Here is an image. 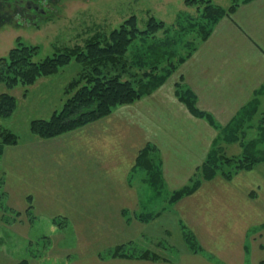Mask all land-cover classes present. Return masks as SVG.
Wrapping results in <instances>:
<instances>
[{"label":"rangeland","instance_id":"rangeland-1","mask_svg":"<svg viewBox=\"0 0 264 264\" xmlns=\"http://www.w3.org/2000/svg\"><path fill=\"white\" fill-rule=\"evenodd\" d=\"M10 1L0 8V56L6 55L20 40L38 46L35 61L53 56L65 47L83 46L90 38L103 39L131 16L135 17L139 31L143 30L149 16H153L162 26L146 34H136L122 55L124 66L119 64L110 69L106 66L111 73L120 71L123 79L137 83L146 80L144 73L154 66L149 62L161 56L164 49L175 55L162 56L156 74L185 56L200 41L201 22H205L204 2L186 0ZM28 1L38 8L26 7ZM211 1L223 7L232 2ZM230 17H234L233 13ZM160 46H163L161 52H156L155 48ZM83 71V63L73 56L56 71L40 75L32 83L17 81L9 87L0 81V95L8 93L15 100L9 114H0V144L3 129L15 135V140L3 144L0 152V264H81L82 261L93 264L96 259L102 264L172 261L183 252H191L183 231L184 225L191 231L193 228L187 217L190 209L205 210L208 215L250 213L255 205L243 201L250 196L264 216V160L257 158L249 169H233L228 180L224 176V171L234 168V163L247 153L257 152L264 158V136L260 135L264 134V125L258 123L264 104L252 121L240 126L244 133L237 134L244 136V140L222 142L220 148L226 157L215 156V164L220 166L209 180L228 181L225 185L228 188L216 190L214 204L200 206L190 197L193 192L173 198V192L185 186L189 178L176 185L173 179H165L163 170L166 176L171 175V171L187 166L186 160L176 153L173 155L170 141L147 138L146 129L166 135L161 125L149 121L158 113L153 110L148 113L144 101L147 94L134 102L115 106L108 115L51 137L31 131L33 119L50 118L63 107L75 90L71 82L78 80ZM175 71H171L156 92L167 85L176 87ZM224 126L212 127L219 134ZM172 127L179 133L181 126ZM226 132L233 133L227 129ZM209 135L213 133L210 131ZM213 140L209 141V150ZM146 143L155 147L151 156L162 171L163 184L158 188L151 187V174L135 165L137 154ZM228 157L235 160L229 163ZM205 158L206 155L198 165ZM220 196L224 202L217 204ZM219 225L220 229H226L228 222ZM224 240L220 235L203 238L205 247L200 245V253L206 258L211 256L212 247L225 246ZM116 247L119 252L134 255L113 257L111 252ZM144 251L157 258L136 257ZM111 258L128 260L109 262Z\"/></svg>","mask_w":264,"mask_h":264},{"label":"crops","instance_id":"crops-1","mask_svg":"<svg viewBox=\"0 0 264 264\" xmlns=\"http://www.w3.org/2000/svg\"><path fill=\"white\" fill-rule=\"evenodd\" d=\"M233 15L232 18H220L209 36L196 44L175 71L176 79L179 80L181 76L184 84L193 91L197 107L211 113L220 125L228 123L249 102L256 103L257 109L264 104V0L242 3ZM174 88L167 85L157 92L153 91L144 101L146 109L149 108L148 113L151 110L158 113L149 118L150 123L161 125L166 132V135H162L158 131L153 133L152 129H146L149 131L147 138L170 141L173 155L176 153L186 160L187 166L171 171V175L166 176L167 172L163 170L165 179L171 178L177 185L190 178L194 167L209 150V141L217 133L206 119L189 112L175 95ZM172 125L181 126L179 133ZM210 131L212 136L209 135ZM133 153L135 157V149ZM227 182L214 179L203 181L190 197L200 206L214 204L216 190L220 187L227 189ZM229 184L234 185L231 182ZM228 193L232 192L228 190ZM249 197L242 200L255 205L250 208V213L208 215L205 210H188L186 206L187 217L193 227L191 229L202 247H205L203 238L207 236L211 238L220 235L225 238V246L212 247L210 250L211 256L207 258L211 260L203 253L187 251L172 261L147 260L144 264H264V216ZM217 199H220L217 204L224 202L221 196ZM218 221L228 222L226 229H220ZM220 230L224 231L223 234H220ZM97 260H93V264H102ZM108 260L121 262L128 259ZM81 264L85 263L82 261Z\"/></svg>","mask_w":264,"mask_h":264},{"label":"trees","instance_id":"trees-1","mask_svg":"<svg viewBox=\"0 0 264 264\" xmlns=\"http://www.w3.org/2000/svg\"><path fill=\"white\" fill-rule=\"evenodd\" d=\"M9 0H0V8L4 7L3 3ZM19 0H11L9 3L18 2ZM192 3L204 2L205 11L203 17L205 22H201L203 30L201 31V39H206L212 31L214 24L222 17L230 15L237 9V7L250 0H232V2L226 6H220L213 3L211 0H186ZM8 4V3H7ZM202 11V12H203ZM162 26L161 22H158L153 16H149L145 28L143 30L138 29L135 17L131 16L118 27L111 31L110 35L105 36L103 39L90 38L84 42L83 46L76 45L75 47H65L62 50L56 52L53 56L45 57L40 61H35L33 57L38 52L37 45L24 44L20 40L17 41V45L11 47L6 55L0 56V81H4L7 86L11 87L21 81L25 84L32 83L38 76L49 74L59 68V66L67 63L73 56L82 62L84 65V71L78 80L71 82L70 86L75 90L72 95L67 98L63 107L52 114L47 119H33L31 122V131L39 134L43 137H51L61 132L69 130L75 126L81 125L88 121L97 119L101 116L108 115L112 112L113 108L117 105L134 102L141 98L143 95H148L155 91L164 81L171 75L173 69L177 67L188 57L193 48L185 55L178 57L176 64L170 63L169 68H162V73L156 74V65L162 56L168 55L173 57L175 53L173 51H162L161 56L152 58L149 64L151 70L144 73L146 80L137 81L129 78L123 79L122 74L117 71L111 73L108 71L112 67L123 64L122 55L126 51V46L132 41L136 34H146L157 27ZM164 46V44H162ZM163 46L156 47L155 51H160ZM172 62V61H170ZM106 66L109 69H107ZM172 68V70H171ZM153 71V72H152ZM175 95L177 98L185 104L189 112L196 116L206 119L213 127L220 125L216 122L214 116L204 110H201L196 105V98L193 91L187 87L182 77L175 83ZM73 89V88H72ZM15 105V100L8 93H2L0 95V114L7 115ZM257 106L254 102H249L242 106L236 115L221 128V132L216 135L213 140L211 150L206 154L205 162L201 165H197L194 173L189 178V182L181 189L173 192V198L176 200L183 195L194 192L201 184L202 180H209L214 175L220 165L216 162V157L222 155L223 150L220 148L223 141L234 142L242 140L244 136L239 137L237 133H244V130L240 129V126L245 122L251 120L256 114ZM258 123L261 126L264 125V112L261 113ZM248 126V125H247ZM250 126V125H249ZM232 130L233 133L226 132ZM260 135L264 136L263 132ZM2 143L0 144V152L2 145L10 143L15 140V135L6 130H2ZM261 138V137H260ZM244 140V139H243ZM155 147L151 143H146L140 148L137 154L136 166L146 169L151 174L149 181L153 188L160 187L163 182L162 171L158 164L154 163L152 151ZM221 154H218L220 153ZM257 153V152H256ZM256 153H247L244 158H241L234 163V168L230 167L227 171H224L226 179H230L231 172L240 169H249L256 162L257 158L264 160V158ZM154 155V154H153ZM233 158L228 157V162H232ZM234 171V172H235ZM184 237H186L189 243L188 247L192 253H200L202 248L195 236V234L186 226H183ZM119 248L116 247L112 250L111 255L131 257L132 253L127 251L125 253L119 252ZM136 257L142 258H154L155 254L149 255L148 251L139 253Z\"/></svg>","mask_w":264,"mask_h":264},{"label":"flooded vegetation","instance_id":"flooded-vegetation-1","mask_svg":"<svg viewBox=\"0 0 264 264\" xmlns=\"http://www.w3.org/2000/svg\"><path fill=\"white\" fill-rule=\"evenodd\" d=\"M25 5H26V7H28V8H32V9H34V8H38L37 5H34L33 3L29 2V1H28Z\"/></svg>","mask_w":264,"mask_h":264}]
</instances>
